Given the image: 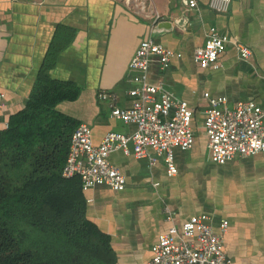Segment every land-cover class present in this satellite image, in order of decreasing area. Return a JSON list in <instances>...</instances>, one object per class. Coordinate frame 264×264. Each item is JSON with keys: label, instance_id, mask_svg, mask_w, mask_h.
I'll use <instances>...</instances> for the list:
<instances>
[{"label": "crops", "instance_id": "crops-1", "mask_svg": "<svg viewBox=\"0 0 264 264\" xmlns=\"http://www.w3.org/2000/svg\"><path fill=\"white\" fill-rule=\"evenodd\" d=\"M197 3L198 9L190 11L186 0H146L147 8L161 15V22L174 23L172 30L154 38L153 22L133 12L126 0H0V93L4 96L0 130L25 106L58 28L74 34L47 75L75 84L79 96L60 103L57 110L78 125H87L96 146L108 133L130 135L136 130L133 124L112 118L110 105L126 110L135 102L128 95L134 87L128 65L140 44L153 38L181 55L164 71L155 58L149 71L151 83H164L194 113L192 148L174 152L177 174L168 177L162 160L149 167L114 152L109 162L123 174L124 190L99 186L85 193L87 217L110 237L115 264L150 261L151 247L171 225L165 220L167 208L175 213L177 225L204 214L212 218L218 233L220 221H226L224 250L232 264H264V154L212 164L202 130L205 93L225 97L229 106L264 101V0H231L227 14L211 11L208 0ZM184 17L187 22H180ZM210 27L247 46L252 57L240 60L227 46L218 69L202 70L193 54ZM101 94L110 98L102 101Z\"/></svg>", "mask_w": 264, "mask_h": 264}, {"label": "built area", "instance_id": "built-area-1", "mask_svg": "<svg viewBox=\"0 0 264 264\" xmlns=\"http://www.w3.org/2000/svg\"><path fill=\"white\" fill-rule=\"evenodd\" d=\"M126 3L133 12L155 26L163 20L159 13L147 8L146 0H126ZM186 3L190 11L198 9L197 0H186ZM230 4L231 0H208L207 5L214 13L227 14ZM227 46L234 48L240 60L252 57L247 46L210 27L205 32L203 45L194 51L193 60L202 70H216ZM155 58L160 70L164 71L171 60L180 59L181 55L167 50L153 38L143 41L128 65L134 84L128 95L135 102L126 110L110 105L112 118L135 126L132 134L108 133L96 146L87 125H78L73 132L61 175L79 178L84 193L99 186L113 192L124 190L123 174L109 162L114 152L133 156L149 167L162 160L166 175L174 177L177 174L175 150L186 152L192 148L194 113L164 83L150 82L149 71ZM203 97L207 108L202 130L209 162L222 166L238 158L264 154V101L262 104L246 101L229 106L225 97H212L208 93ZM109 98L108 94L99 96L102 101ZM3 102L4 96L0 93V110ZM164 215L171 225L151 247L152 257L147 264H232L224 250V237L228 232L226 221H220L219 232L215 233L208 215L191 216L178 225L174 223V212L167 208Z\"/></svg>", "mask_w": 264, "mask_h": 264}, {"label": "trees", "instance_id": "trees-1", "mask_svg": "<svg viewBox=\"0 0 264 264\" xmlns=\"http://www.w3.org/2000/svg\"><path fill=\"white\" fill-rule=\"evenodd\" d=\"M73 34L57 29L25 106L0 130V264H115L79 178L61 175L78 124L57 106L79 88L47 72Z\"/></svg>", "mask_w": 264, "mask_h": 264}, {"label": "water", "instance_id": "water-1", "mask_svg": "<svg viewBox=\"0 0 264 264\" xmlns=\"http://www.w3.org/2000/svg\"><path fill=\"white\" fill-rule=\"evenodd\" d=\"M183 20H184V22L185 21L187 22V19L185 17L182 18L180 22H182ZM180 22H175V25H178V23H180ZM173 25H174V23H170V22H161V23H159L153 29V37L154 38L159 37L163 33V31L166 30V29L172 30L173 29Z\"/></svg>", "mask_w": 264, "mask_h": 264}, {"label": "rangeland", "instance_id": "rangeland-1", "mask_svg": "<svg viewBox=\"0 0 264 264\" xmlns=\"http://www.w3.org/2000/svg\"><path fill=\"white\" fill-rule=\"evenodd\" d=\"M197 120H199V118H198ZM199 123H200V122L197 121V123H196V127H195L196 136H197L198 138H200V137L203 136V134H202V130L200 129L201 124H199Z\"/></svg>", "mask_w": 264, "mask_h": 264}]
</instances>
